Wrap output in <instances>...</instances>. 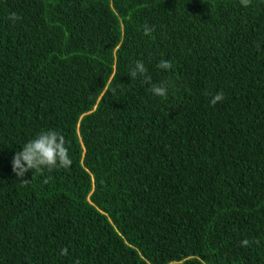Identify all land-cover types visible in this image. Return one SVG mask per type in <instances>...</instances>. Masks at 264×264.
Wrapping results in <instances>:
<instances>
[{
    "label": "trees",
    "instance_id": "16d2710c",
    "mask_svg": "<svg viewBox=\"0 0 264 264\" xmlns=\"http://www.w3.org/2000/svg\"><path fill=\"white\" fill-rule=\"evenodd\" d=\"M0 264H264V0H0Z\"/></svg>",
    "mask_w": 264,
    "mask_h": 264
},
{
    "label": "clouds",
    "instance_id": "9594fccd",
    "mask_svg": "<svg viewBox=\"0 0 264 264\" xmlns=\"http://www.w3.org/2000/svg\"><path fill=\"white\" fill-rule=\"evenodd\" d=\"M244 7L251 4V0H240ZM18 19L15 14L10 17ZM154 26L148 24L143 25V33L145 36H150L154 31ZM160 69H171L172 63L168 60L162 59L158 64ZM148 69L141 60H137L134 66L130 69L129 76L131 79H136L138 76L143 77L144 81L151 83V78L147 75ZM151 92L159 97L166 98L168 95V85L165 84H152ZM225 96L223 92L216 93L210 103L214 106L217 102H223ZM68 141L65 136L56 130H47L39 133L34 139L28 141L23 150L15 153L12 160V171L20 178L23 184H27L29 180L23 179L25 174L30 170H43L47 169L52 171L55 168H70L72 159L69 155ZM48 180L45 179V183ZM249 245V240L241 241V246L246 247ZM62 254H67V248L62 250Z\"/></svg>",
    "mask_w": 264,
    "mask_h": 264
}]
</instances>
